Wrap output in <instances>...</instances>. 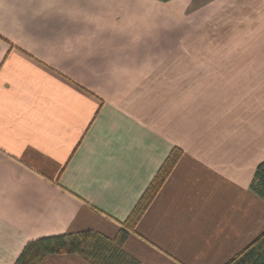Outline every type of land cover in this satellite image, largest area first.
Masks as SVG:
<instances>
[{
	"label": "crops",
	"instance_id": "crops-1",
	"mask_svg": "<svg viewBox=\"0 0 264 264\" xmlns=\"http://www.w3.org/2000/svg\"><path fill=\"white\" fill-rule=\"evenodd\" d=\"M174 147L124 250L224 264L264 231V0H0V264L116 237Z\"/></svg>",
	"mask_w": 264,
	"mask_h": 264
},
{
	"label": "trees",
	"instance_id": "trees-1",
	"mask_svg": "<svg viewBox=\"0 0 264 264\" xmlns=\"http://www.w3.org/2000/svg\"><path fill=\"white\" fill-rule=\"evenodd\" d=\"M182 154L180 148L174 147L171 150L129 217L122 223V228L116 237L110 238L95 231L42 237L28 242L15 264H40L47 255L61 253L80 255L92 264H140L135 257L124 250L125 241L135 230L137 223L163 187ZM250 188L264 199V161L257 165ZM224 264H264V231Z\"/></svg>",
	"mask_w": 264,
	"mask_h": 264
},
{
	"label": "rangeland",
	"instance_id": "rangeland-1",
	"mask_svg": "<svg viewBox=\"0 0 264 264\" xmlns=\"http://www.w3.org/2000/svg\"><path fill=\"white\" fill-rule=\"evenodd\" d=\"M213 34H215V29H212L211 28V35H213ZM225 35L227 36V37H234L236 40H237V33H234V29H229V28H227V29H225ZM236 46V50H237V44L235 45Z\"/></svg>",
	"mask_w": 264,
	"mask_h": 264
}]
</instances>
